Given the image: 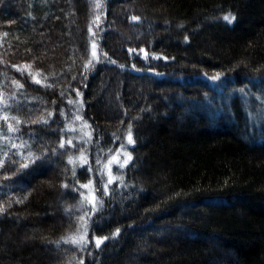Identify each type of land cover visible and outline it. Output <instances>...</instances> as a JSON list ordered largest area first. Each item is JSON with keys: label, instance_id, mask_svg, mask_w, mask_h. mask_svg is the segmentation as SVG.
I'll return each instance as SVG.
<instances>
[{"label": "trees", "instance_id": "obj_1", "mask_svg": "<svg viewBox=\"0 0 264 264\" xmlns=\"http://www.w3.org/2000/svg\"><path fill=\"white\" fill-rule=\"evenodd\" d=\"M0 102V264H264V0H0Z\"/></svg>", "mask_w": 264, "mask_h": 264}, {"label": "rangeland", "instance_id": "obj_2", "mask_svg": "<svg viewBox=\"0 0 264 264\" xmlns=\"http://www.w3.org/2000/svg\"><path fill=\"white\" fill-rule=\"evenodd\" d=\"M0 106H1V102H0ZM264 115V112L262 111V109L260 110V117H262ZM1 117V116H0ZM249 118H252L251 115H249ZM259 120V119H258ZM257 121V120H256ZM260 122V121H258ZM11 132H9V134H3L5 136H9L11 138L12 141H16L17 136L15 135V131L13 129V127L11 126ZM133 145L132 144H129L128 143V140H126V142L124 143L123 146H121L118 151L115 153V155L113 157H111V163H108L106 166H107V169L104 167L102 169V174L104 175H107L108 174V180L113 182L115 177L112 175L111 171H110V168H111V165H121V164H124L125 161H129L130 159H128V157L130 156V147ZM92 186H87V190L89 191L88 192V199H90L89 201L85 200L83 201V205H87V207H94L93 209L97 208L98 207V201L95 199L94 197V194H93V190L91 189ZM91 209V208H90ZM85 218H83L82 220V224L81 226L79 227V229L71 236H69L67 239L64 240V243L68 244V245H71L73 248H76V249H83L87 243H81V244H74L71 242V240L73 239H76V240H79L81 236H83L84 238L87 237V229H86V226H85ZM87 241V240H86ZM61 243V242H60Z\"/></svg>", "mask_w": 264, "mask_h": 264}, {"label": "snow or ice", "instance_id": "obj_3", "mask_svg": "<svg viewBox=\"0 0 264 264\" xmlns=\"http://www.w3.org/2000/svg\"><path fill=\"white\" fill-rule=\"evenodd\" d=\"M132 19H133V20H136L137 18H136V17H133ZM223 20L226 21L227 23L231 24V23L234 22L235 17H232V16L229 14V15H225V16L223 17ZM5 35H6V34H5ZM93 46H95V45H93ZM5 119H7V117H5ZM9 128L11 129V125H9ZM127 140H128V143H129V144L134 143L131 133H129V135H128V137H127ZM61 147H64V145L61 144ZM128 159H131V157L129 156ZM33 162H35V161H33ZM126 163H127V161H125V164H126ZM25 167H27V165H25ZM109 182H111V181H109ZM65 187H66V185H65ZM81 187H87V185H81ZM81 219L83 220V218H81ZM71 242L74 243V244L87 243L86 239H85L83 236H81L79 240L73 239V240H71ZM101 243H102L101 240H99V239L96 240V245H97V246H99V244H101ZM81 264H83V261H81Z\"/></svg>", "mask_w": 264, "mask_h": 264}, {"label": "bare ground", "instance_id": "obj_4", "mask_svg": "<svg viewBox=\"0 0 264 264\" xmlns=\"http://www.w3.org/2000/svg\"><path fill=\"white\" fill-rule=\"evenodd\" d=\"M254 111V110H253ZM249 113V112H248Z\"/></svg>", "mask_w": 264, "mask_h": 264}]
</instances>
